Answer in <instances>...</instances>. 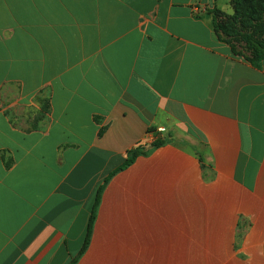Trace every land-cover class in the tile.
<instances>
[{
	"label": "crops",
	"instance_id": "1",
	"mask_svg": "<svg viewBox=\"0 0 264 264\" xmlns=\"http://www.w3.org/2000/svg\"><path fill=\"white\" fill-rule=\"evenodd\" d=\"M232 1L0 0V264H70L107 179L77 264H264V62L216 31Z\"/></svg>",
	"mask_w": 264,
	"mask_h": 264
},
{
	"label": "trees",
	"instance_id": "2",
	"mask_svg": "<svg viewBox=\"0 0 264 264\" xmlns=\"http://www.w3.org/2000/svg\"><path fill=\"white\" fill-rule=\"evenodd\" d=\"M262 4L263 10H264V0H233L232 5L234 8V16L231 18H223L220 20L215 21V29L218 32L223 33L227 36H236L237 38H240L252 51L253 58L250 59L251 64L256 68H261L262 63L264 62V41L259 40V37L264 34V13L261 14L259 11H257V4ZM247 6L248 12L241 14V9L243 7ZM218 19L221 18V16L217 17ZM235 19H241V23L245 24V21L247 23H251L252 26H248V29L246 32L243 30H238L233 26H229L231 24V21H234ZM245 26V25H244ZM164 144L163 141H156L152 149L160 147ZM149 150H144L141 147H136L127 153V160L126 162L117 170H115L112 175L115 173L125 169L126 167H129L132 165L135 160L140 156H146L148 155ZM111 175V176H112ZM110 176V177H111ZM108 179L105 181L104 185H102L98 191L96 201L94 204V207L92 209V213L90 216V220L88 223L86 238L83 244V247L78 254V256L70 263V264H77L78 260L81 258V256L86 252L88 249L92 233L94 229V224L97 217V211L100 205V197L103 192V189L105 185L107 184Z\"/></svg>",
	"mask_w": 264,
	"mask_h": 264
},
{
	"label": "rangeland",
	"instance_id": "3",
	"mask_svg": "<svg viewBox=\"0 0 264 264\" xmlns=\"http://www.w3.org/2000/svg\"><path fill=\"white\" fill-rule=\"evenodd\" d=\"M257 11H259V13H261V14H263L264 13V10H263V7H262V4H260V3H258L257 4ZM246 12H248V10H247V6L246 7H243L242 9H241V14H244V13H246ZM221 19H222V17L219 19L220 21H221ZM241 19H239V21H238V19H235L234 21H231V24L229 25V26H233V27H235L236 29H238V30H243V31H247V30H249L248 29V26L250 27V26H252V24L250 23H247L246 22V20H244L245 21V24H242L241 22ZM245 25V26H244Z\"/></svg>",
	"mask_w": 264,
	"mask_h": 264
},
{
	"label": "built area",
	"instance_id": "4",
	"mask_svg": "<svg viewBox=\"0 0 264 264\" xmlns=\"http://www.w3.org/2000/svg\"><path fill=\"white\" fill-rule=\"evenodd\" d=\"M158 132L159 133H163V132H165V129L164 128H160V129H158Z\"/></svg>",
	"mask_w": 264,
	"mask_h": 264
}]
</instances>
